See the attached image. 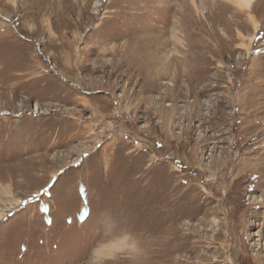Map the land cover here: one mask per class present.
I'll return each mask as SVG.
<instances>
[{"label": "rangeland", "instance_id": "374dc122", "mask_svg": "<svg viewBox=\"0 0 264 264\" xmlns=\"http://www.w3.org/2000/svg\"><path fill=\"white\" fill-rule=\"evenodd\" d=\"M0 210V264H264V0H0Z\"/></svg>", "mask_w": 264, "mask_h": 264}, {"label": "bare ground", "instance_id": "6f19581e", "mask_svg": "<svg viewBox=\"0 0 264 264\" xmlns=\"http://www.w3.org/2000/svg\"><path fill=\"white\" fill-rule=\"evenodd\" d=\"M237 2L239 3V5L249 9L252 6V4L255 2V0H237ZM256 28H257V26L255 24L254 25L255 31H256ZM33 111H38L37 105L34 106ZM3 191L5 192L6 190H2V192ZM11 204L16 205L17 202L12 201ZM3 217H4V212L2 210H0V221L2 220ZM122 248H123L122 241L107 243V244L100 246L98 249H96L93 253V257L96 261H99L100 259H102L104 257L111 256L114 251H118Z\"/></svg>", "mask_w": 264, "mask_h": 264}]
</instances>
